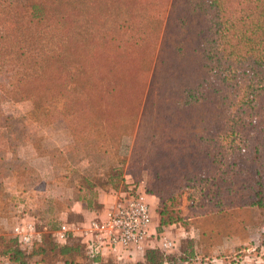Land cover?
Wrapping results in <instances>:
<instances>
[{
    "label": "trees",
    "instance_id": "1",
    "mask_svg": "<svg viewBox=\"0 0 264 264\" xmlns=\"http://www.w3.org/2000/svg\"><path fill=\"white\" fill-rule=\"evenodd\" d=\"M29 1L30 12L1 37L14 38L23 58L13 97L35 101L46 123L65 122L75 141L104 128L112 141L137 126L135 154L151 172L146 192L160 198L162 226L179 221L164 217L173 214L169 202L200 184L218 182L213 201L222 207L224 181L242 194L231 196L240 206H264V0H173L156 61L170 0ZM105 18L106 30L96 29ZM240 174L237 184L226 176ZM123 188L132 187L108 192ZM86 190L91 199L81 201L99 216V194ZM72 240L54 238L60 256L76 252ZM16 243L10 260L27 264L32 252ZM145 262L167 264L155 251Z\"/></svg>",
    "mask_w": 264,
    "mask_h": 264
},
{
    "label": "rangeland",
    "instance_id": "2",
    "mask_svg": "<svg viewBox=\"0 0 264 264\" xmlns=\"http://www.w3.org/2000/svg\"><path fill=\"white\" fill-rule=\"evenodd\" d=\"M172 1L160 16L161 35L155 61ZM25 11L30 12L29 0H14L13 5L0 0V53L7 56L0 59V264H19L10 260L18 250L16 228L27 229L29 225L37 234L34 243L43 241V246L27 248L33 254L26 259L27 264H92L79 239L70 242L78 247L76 252L62 256L54 242V232L62 224L81 223V218L71 211L73 200L84 196L90 200L87 186H95L93 192L100 194L110 193L114 185L121 188L128 184L133 188L132 184H136V188L146 192L151 172L138 163L135 154L137 126L132 134H123L112 141L106 128H102L99 138L81 137V141H75L65 122L46 123L35 101L21 95L20 99L13 97L11 92L16 91L19 79L16 73L23 69V58L14 38L8 41L1 37L8 33L10 23L23 20ZM148 17L151 18V13ZM106 27L105 18L96 29L105 31ZM89 28L91 33L96 30ZM40 32L37 29L36 34ZM152 75L153 70L148 76L146 96ZM226 176L233 177L235 184L246 178L242 174ZM217 183L200 184L185 190L177 202H169L173 214L166 211L164 217L171 215L172 221H179L166 226L160 223V198L146 192L157 240L153 238L145 252L106 254L103 264H146L148 251H155L157 260L167 264H264V206L250 201L240 206L231 196L242 194L227 192L225 181L219 182L225 189L221 190L223 194L228 195L225 207L217 205L213 201L219 189ZM165 238L172 242L166 250L161 248V239Z\"/></svg>",
    "mask_w": 264,
    "mask_h": 264
},
{
    "label": "built area",
    "instance_id": "3",
    "mask_svg": "<svg viewBox=\"0 0 264 264\" xmlns=\"http://www.w3.org/2000/svg\"><path fill=\"white\" fill-rule=\"evenodd\" d=\"M114 203L99 216L79 224L65 223L54 232L59 243H67L77 238L91 258L106 254L145 252L152 244L157 232L153 226V214L148 195L140 188H128L114 193ZM18 240L25 248H31L37 234L33 226L16 228ZM39 237V236H38ZM172 242L161 239V248L169 249ZM153 247V246H151Z\"/></svg>",
    "mask_w": 264,
    "mask_h": 264
},
{
    "label": "crops",
    "instance_id": "4",
    "mask_svg": "<svg viewBox=\"0 0 264 264\" xmlns=\"http://www.w3.org/2000/svg\"><path fill=\"white\" fill-rule=\"evenodd\" d=\"M115 200L114 194L110 193H100L98 195V203L100 204L102 211L104 213L107 208H109ZM72 213L76 215V217H80L81 222H87L92 219L94 216L91 211L87 208L86 204L82 202L80 199L73 200V207L71 208Z\"/></svg>",
    "mask_w": 264,
    "mask_h": 264
}]
</instances>
